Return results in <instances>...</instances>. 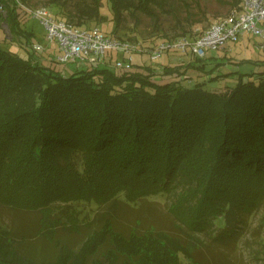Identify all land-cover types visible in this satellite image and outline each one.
Segmentation results:
<instances>
[{
  "label": "trees",
  "instance_id": "1",
  "mask_svg": "<svg viewBox=\"0 0 264 264\" xmlns=\"http://www.w3.org/2000/svg\"><path fill=\"white\" fill-rule=\"evenodd\" d=\"M101 1H76L69 22L101 19ZM106 1L110 33L120 37L124 10L140 9L159 31L153 6L171 0ZM0 7V23L26 53L0 46V216L10 222L0 243L30 264H183L180 254L190 264H209L197 256L211 246L220 248L213 264H234L226 252L238 242L236 225L264 201V61H233L252 64L250 72L232 65L219 71L232 61L207 51L184 67L158 69L139 59L116 69L120 55L109 52L104 65L67 71L32 49L36 33L21 22L27 15L21 6L0 0ZM231 75H237L233 87L205 88ZM159 194L174 196L169 212L178 233L141 228L142 215L118 226L109 213ZM83 201L98 206L86 222L75 209ZM218 220L223 225L216 227ZM194 234L209 242L194 244ZM254 253L264 264V248Z\"/></svg>",
  "mask_w": 264,
  "mask_h": 264
},
{
  "label": "rangeland",
  "instance_id": "2",
  "mask_svg": "<svg viewBox=\"0 0 264 264\" xmlns=\"http://www.w3.org/2000/svg\"><path fill=\"white\" fill-rule=\"evenodd\" d=\"M8 1H15L18 6H21L23 8V10L24 8L32 9L37 7H47L51 10L52 14L56 18L69 22L68 15L73 11L72 7L74 3H76V1L83 3L84 1L88 2L90 0H70L65 7H59L57 5L50 4L48 3V0ZM100 5L101 8L99 11V17L101 19L86 21L82 26L79 27L87 29L96 27L106 34H111L110 32L114 26V22L112 21V10L110 9V5L106 0H102ZM153 8L158 15V26L160 27L159 31L154 29L152 19L149 16H147L140 9L133 10V7L124 10L123 20L117 30V34H119L120 36L119 38L128 37L130 38V41L137 44L141 49V52L135 53L133 57L135 61L141 59L140 61H138L139 63H143L144 61L151 63L147 52L160 40H173L178 37H184L189 41H192L193 38L200 35V33L205 31L210 27V25H212L219 19L226 17L231 11L240 10L242 8V0H239L238 3H234L233 5H229L227 0H184V2L182 0H171L169 1L168 6L162 8L153 6ZM0 13L5 15L4 7H0ZM130 13L134 14V16H132ZM21 22L25 23V25L27 24L28 26L32 24L36 33V42L45 43L43 41L45 30L37 20L30 18L28 15H25V17L21 19ZM178 24H181V26L183 27L182 29L183 31H185L184 34H181V29L177 26ZM162 33H165L166 36L164 34L162 35ZM261 41L262 40L258 37L243 34L240 37L239 41L233 44L228 43L220 50L210 51V54L217 57L218 61H221L222 57H224L223 59L226 61H232V63L227 62V64H221L219 71H224L225 69H227V67L229 68L230 65H232V70H239L241 72H250L252 70L254 71L256 69H253L251 65L237 66L234 65L233 61L240 62L242 60L248 59L251 61H264V50L260 47ZM16 43L17 41L9 36L7 25L1 22L0 46L16 55L26 57L25 51L18 48V45ZM247 44L251 48L250 51L246 48ZM50 46V48H56L55 44H52ZM50 48L48 50H42V52H44L45 55H50L49 57L52 58V49ZM113 54L115 56L116 53L113 52ZM225 55H227L228 58H225ZM194 59L195 57L190 54L189 51L186 53L173 51L164 53L160 58L159 63L151 64L154 68L158 69L166 63L176 64L184 67L188 63L193 62ZM99 64L104 65V63ZM59 67H62L67 71H71L75 68V65L67 63L59 64ZM236 78L237 75H231L227 78L222 77L217 81H207L205 84V88L208 90H213L215 92H222L229 89L230 87H233L236 83ZM248 78L250 77L245 76L244 80H247ZM206 79L207 77L203 78V80ZM173 200L174 196L172 195L159 194L151 196L145 201L133 204L132 206L122 204L118 207L117 205L112 210H110L109 213L113 214V216L117 219L118 226H120L121 224L125 225V227L128 225H133L134 219L136 217H139V215H142L141 228H149L153 226L171 233H178L171 226L172 222L175 221L174 217L169 212V206ZM75 209L79 213V218L86 222L94 217V215L98 211V206L94 201H83L76 204ZM0 218V222L3 225H0V232L4 233L5 227H9L10 225L9 217L6 216V214H2ZM244 219L245 221L243 224L236 225V227H238L236 228V231L238 232V242L235 246H230L227 248L229 253L226 251L225 252L228 254V258H231L234 261V264H260L259 256H257L254 251L259 247L262 249L264 248V201L259 206L257 211L253 212L249 216H245ZM221 222L222 220L216 221L215 226L217 227L223 225ZM197 238L201 240L200 246L203 243L209 242V237L207 235L194 234V244H198L196 242ZM79 239H81V236L79 237ZM108 247V245L102 246L100 249L101 252L104 253ZM200 249L201 256L198 255L197 257L206 258L209 264H213V255L217 256L216 252H220V248L219 251L218 249L217 251H215V248L213 249V246H211L209 250L206 248ZM196 253L194 254L196 255ZM2 257L6 258L7 260L20 261L17 263L30 264L28 260L21 258L18 253L17 255L14 254L12 248L4 245V243H0V258ZM180 259L183 264H190L188 260L185 259L181 254Z\"/></svg>",
  "mask_w": 264,
  "mask_h": 264
},
{
  "label": "built area",
  "instance_id": "3",
  "mask_svg": "<svg viewBox=\"0 0 264 264\" xmlns=\"http://www.w3.org/2000/svg\"><path fill=\"white\" fill-rule=\"evenodd\" d=\"M26 14L44 28V42H34V51L52 49V58L60 64L71 63L77 68L104 63L108 53L120 56L115 59V68H130L134 54L141 49L134 42L106 34L99 28H81L68 21L56 18L47 7L24 8ZM243 34L260 38L264 50V0H242L240 10L231 11L205 31L189 41L178 37L161 40L148 50L151 63H158L166 52H190L194 57L204 58L207 51L220 50L228 43L237 42ZM56 49V50H55Z\"/></svg>",
  "mask_w": 264,
  "mask_h": 264
},
{
  "label": "crops",
  "instance_id": "4",
  "mask_svg": "<svg viewBox=\"0 0 264 264\" xmlns=\"http://www.w3.org/2000/svg\"><path fill=\"white\" fill-rule=\"evenodd\" d=\"M250 36V35H249ZM249 40V39H248ZM239 41V40H238ZM233 43H235V42H232V44ZM247 46V47H246ZM245 47L250 51L251 50V48L249 47V45L247 44ZM252 61H255V60H252ZM251 66H252V64H251Z\"/></svg>",
  "mask_w": 264,
  "mask_h": 264
}]
</instances>
